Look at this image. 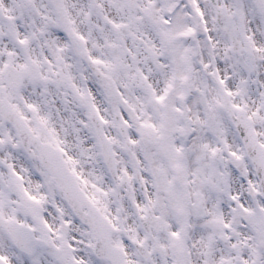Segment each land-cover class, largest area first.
Returning a JSON list of instances; mask_svg holds the SVG:
<instances>
[{
  "label": "snow or ice",
  "instance_id": "obj_1",
  "mask_svg": "<svg viewBox=\"0 0 264 264\" xmlns=\"http://www.w3.org/2000/svg\"><path fill=\"white\" fill-rule=\"evenodd\" d=\"M0 264H264V0H0Z\"/></svg>",
  "mask_w": 264,
  "mask_h": 264
}]
</instances>
